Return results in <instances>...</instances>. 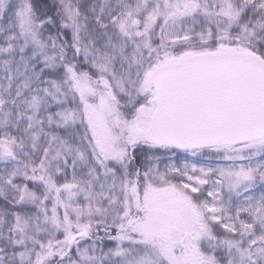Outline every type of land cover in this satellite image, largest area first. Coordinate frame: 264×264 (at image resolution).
<instances>
[{
    "label": "snow or ice",
    "instance_id": "snow-or-ice-1",
    "mask_svg": "<svg viewBox=\"0 0 264 264\" xmlns=\"http://www.w3.org/2000/svg\"><path fill=\"white\" fill-rule=\"evenodd\" d=\"M0 264H264V0H0Z\"/></svg>",
    "mask_w": 264,
    "mask_h": 264
}]
</instances>
